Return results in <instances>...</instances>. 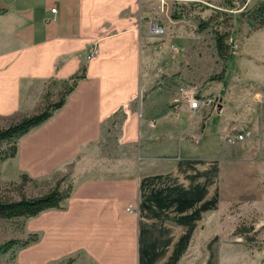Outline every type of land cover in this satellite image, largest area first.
<instances>
[{"label": "crops", "instance_id": "obj_1", "mask_svg": "<svg viewBox=\"0 0 264 264\" xmlns=\"http://www.w3.org/2000/svg\"><path fill=\"white\" fill-rule=\"evenodd\" d=\"M155 1L0 0L3 127L36 113L49 82L83 71L6 160L13 177L67 178L71 186L58 209L29 218L35 241L20 261L202 263L203 232L218 212V162L191 158L179 144L188 112L175 95L162 102L147 92L143 72L155 46H165L152 35ZM92 44L97 53L86 60ZM158 103L165 109L157 112Z\"/></svg>", "mask_w": 264, "mask_h": 264}, {"label": "rangeland", "instance_id": "obj_2", "mask_svg": "<svg viewBox=\"0 0 264 264\" xmlns=\"http://www.w3.org/2000/svg\"><path fill=\"white\" fill-rule=\"evenodd\" d=\"M258 1L162 0L155 1L151 10L153 19L165 29L163 36L154 38L165 46H155L153 64L143 72L148 94L163 102L167 96H176L179 87L194 86L203 96L215 99V105L201 117L187 113L178 135L187 156L218 162V212L216 224L203 232L201 264H264V27L254 28L248 18ZM210 19L215 23L197 30L199 21ZM213 29L231 44L226 61L216 55ZM168 46L177 52L168 53ZM63 88L59 82H49L42 104L56 102ZM165 106L158 103L155 109L158 112ZM245 131L251 133L245 141L225 143L228 136ZM10 146L0 143V153ZM6 160L0 159L2 196L35 197L57 182L61 189L68 185L67 178L23 181L13 177ZM29 222V218L0 219V244L16 242L0 254V264H28L19 260V254L33 244L29 241L33 234L26 228ZM27 241L23 248L21 244ZM69 260L52 264H70ZM198 263L196 259L185 264Z\"/></svg>", "mask_w": 264, "mask_h": 264}, {"label": "trees", "instance_id": "obj_3", "mask_svg": "<svg viewBox=\"0 0 264 264\" xmlns=\"http://www.w3.org/2000/svg\"><path fill=\"white\" fill-rule=\"evenodd\" d=\"M176 18L175 16H173ZM248 18L250 22L253 23L254 28L264 27V0H259L254 8L249 12ZM214 19L210 20H201L197 24V30L203 31L207 27L211 26ZM213 39H214V48L216 51L217 57L221 61H226L228 58V49L231 44H226L224 42L225 35L219 34L216 30L213 29ZM230 43L232 39L229 38ZM83 77V71L72 78L69 81L61 82V85L64 87L62 92L58 94L56 102L51 104H42L41 108L34 114L24 116L17 121L10 122L3 128H0V143L4 142L5 144L10 143V148L7 152L0 153V159L12 158L16 153L15 141L22 135L26 134L32 128H35L45 122L54 111L59 109L64 102L65 97L73 90L76 83ZM20 178L28 180L25 176L21 175ZM71 191V186L68 184L64 189L60 188V184L57 182L49 190L43 194L37 195L35 197H25L19 195L17 199H13L7 196L0 195V219L9 220L15 218H32L37 216L39 213L51 210L58 209L62 201L66 200L69 197ZM239 232L244 233L245 229L238 227ZM31 243L35 241L33 235L32 239L29 240ZM23 242L21 246L24 248L28 245V242ZM16 242L14 240H7L4 243L0 244V254L6 253Z\"/></svg>", "mask_w": 264, "mask_h": 264}, {"label": "built area", "instance_id": "obj_4", "mask_svg": "<svg viewBox=\"0 0 264 264\" xmlns=\"http://www.w3.org/2000/svg\"><path fill=\"white\" fill-rule=\"evenodd\" d=\"M160 3L162 0H159ZM50 13H54V9H50ZM150 26L152 30V35L156 37L163 36L165 34L164 27L157 22V20L153 19L150 21ZM159 48V46H156ZM168 53L172 55L177 52L175 47L168 46L167 47ZM97 53L96 47L92 44L91 48L87 51L85 55V59L88 60L94 57ZM174 103L179 105H183L187 112L191 116H195V114L200 110H208L215 105V99L211 96H203L200 94L199 90L196 87L191 86H181L177 89L176 97L174 98ZM249 131L240 132L234 136H228L225 139V143L228 145L233 144L234 142H243L250 136ZM126 211H130V208H127Z\"/></svg>", "mask_w": 264, "mask_h": 264}]
</instances>
